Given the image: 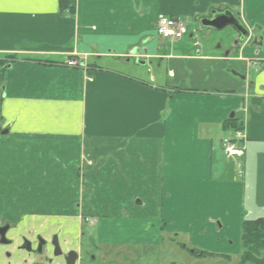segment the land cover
I'll list each match as a JSON object with an SVG mask.
<instances>
[{"label": "crops", "instance_id": "crops-1", "mask_svg": "<svg viewBox=\"0 0 264 264\" xmlns=\"http://www.w3.org/2000/svg\"><path fill=\"white\" fill-rule=\"evenodd\" d=\"M74 2L70 15L59 0H0V204H108L122 224L135 204L189 237L264 218V0ZM225 11L244 42L201 26ZM158 16L188 37L157 39ZM234 131L244 155L228 159Z\"/></svg>", "mask_w": 264, "mask_h": 264}, {"label": "flooded vegetation", "instance_id": "flooded-vegetation-1", "mask_svg": "<svg viewBox=\"0 0 264 264\" xmlns=\"http://www.w3.org/2000/svg\"><path fill=\"white\" fill-rule=\"evenodd\" d=\"M76 204V210L84 207L81 202ZM17 205V201H8L0 212V264H120L129 261L132 247L113 237H101L98 231L101 222L96 219L110 218L109 215L86 216L68 211V207L52 208L51 205L37 213L22 211ZM89 219L95 222L88 223ZM93 227L95 229L87 233V229Z\"/></svg>", "mask_w": 264, "mask_h": 264}, {"label": "rangeland", "instance_id": "rangeland-1", "mask_svg": "<svg viewBox=\"0 0 264 264\" xmlns=\"http://www.w3.org/2000/svg\"><path fill=\"white\" fill-rule=\"evenodd\" d=\"M221 33H223V31ZM184 34L188 37V30L186 28H184ZM17 202V206H20V210H33L32 206L34 205L27 203V200H18ZM68 205L69 207L71 206L73 208H77L76 203H70ZM85 205L87 207L91 206L90 204ZM108 206V204H104V206H102L103 213L99 215L110 214ZM2 209L3 204H0V212H3ZM141 212L142 210L139 209L138 206L135 204L131 205V213L125 212L124 215H128L129 217L132 215L133 219L134 216L137 219L127 220L128 222L124 221L123 224L120 221L115 222L109 217L108 219L106 216L96 219L99 220V223L101 222L98 230L101 237H110V225H116L114 229H119L120 232V229L126 230L125 232H122L126 238L124 243L128 244L130 248L132 247L130 249L132 250V253L129 254L130 258H128L129 261L127 263L121 262L120 264H238L240 257V229L235 228V231L219 229V233L216 235H211L210 232L207 231L204 235L189 237L188 234L183 233V231H173L176 230L174 227H171L172 231H164V219H158L159 216H154V213H150L148 218L153 220L144 221L139 215ZM11 221H13V219ZM168 221L176 223V219ZM191 221L192 220L188 221L184 225H192L190 224ZM87 222L93 224L95 221L93 219H89ZM217 227H220L219 221H217ZM148 228L150 229L147 234L145 231ZM94 229L95 227L87 229V233H90V231H93ZM189 238H191L193 243H189L191 242L189 241ZM116 240L120 241L118 238ZM123 249L125 248L123 247ZM193 249H195V251H193ZM198 250L210 252L215 256H196L199 252ZM119 259L121 258L119 257Z\"/></svg>", "mask_w": 264, "mask_h": 264}, {"label": "trees", "instance_id": "trees-1", "mask_svg": "<svg viewBox=\"0 0 264 264\" xmlns=\"http://www.w3.org/2000/svg\"><path fill=\"white\" fill-rule=\"evenodd\" d=\"M59 9L60 11H67L70 15H73L75 12L74 0H59ZM239 248L240 257L238 264H264L263 217L255 219H242L240 224ZM193 251H195V249H193ZM198 255H205L209 257L215 256L206 251H199L196 256ZM225 257L228 258L227 256Z\"/></svg>", "mask_w": 264, "mask_h": 264}, {"label": "built area", "instance_id": "built-area-1", "mask_svg": "<svg viewBox=\"0 0 264 264\" xmlns=\"http://www.w3.org/2000/svg\"><path fill=\"white\" fill-rule=\"evenodd\" d=\"M182 23L173 17L158 16L155 23V36L157 39L166 41L179 40L184 31ZM67 67H77L78 62L75 60H68ZM244 140L243 134L236 131L231 137L221 140V150L224 156L228 159H237L243 156L244 147L242 142Z\"/></svg>", "mask_w": 264, "mask_h": 264}, {"label": "water", "instance_id": "water-1", "mask_svg": "<svg viewBox=\"0 0 264 264\" xmlns=\"http://www.w3.org/2000/svg\"><path fill=\"white\" fill-rule=\"evenodd\" d=\"M200 24L203 28H211L213 30L221 31L226 28H232L238 33V42L242 43L248 37V32L240 23V21L234 17V15L225 11L224 13L217 14L212 12L208 18L200 19ZM138 51L133 50L132 54H136Z\"/></svg>", "mask_w": 264, "mask_h": 264}]
</instances>
